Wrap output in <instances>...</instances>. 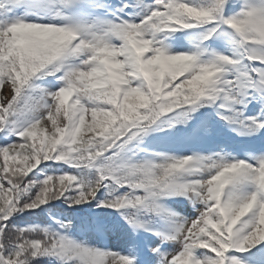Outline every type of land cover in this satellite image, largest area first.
<instances>
[{"label":"snow or ice","instance_id":"6c2138e0","mask_svg":"<svg viewBox=\"0 0 264 264\" xmlns=\"http://www.w3.org/2000/svg\"><path fill=\"white\" fill-rule=\"evenodd\" d=\"M0 264H264V0H0Z\"/></svg>","mask_w":264,"mask_h":264}]
</instances>
